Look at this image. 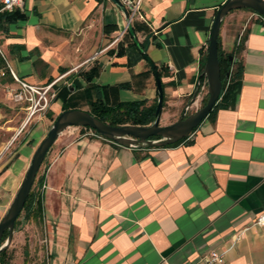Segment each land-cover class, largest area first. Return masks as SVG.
Listing matches in <instances>:
<instances>
[{"label": "crops", "instance_id": "1", "mask_svg": "<svg viewBox=\"0 0 264 264\" xmlns=\"http://www.w3.org/2000/svg\"><path fill=\"white\" fill-rule=\"evenodd\" d=\"M224 1L141 0L143 19L131 22L135 43L128 29L114 40L126 19L112 0H27L18 9L24 17L0 29V52L29 84L54 81V97L49 118L24 115L14 131L16 157L0 168V220L51 116L65 107L88 111V87L106 104L156 101L140 45L162 83L159 124L176 121L190 102L188 112L202 106L206 92L193 93L206 82L199 77ZM219 36L239 62V90L189 138L133 148L73 127L56 138L32 186L42 192V211L23 217L46 228L44 264H196L213 249L224 252L223 264H264V225L255 224L264 213V20L247 8L232 10ZM92 66L88 81L83 73ZM10 81L0 79V87ZM7 97L0 88V102Z\"/></svg>", "mask_w": 264, "mask_h": 264}, {"label": "water", "instance_id": "2", "mask_svg": "<svg viewBox=\"0 0 264 264\" xmlns=\"http://www.w3.org/2000/svg\"><path fill=\"white\" fill-rule=\"evenodd\" d=\"M112 1L120 7L124 13L125 19L127 20L128 13L124 5L119 0ZM241 8L251 9L264 19V0H225L218 7L211 24L205 64L199 77V79L202 76L206 78L207 100L205 104L200 106L198 109L188 112L190 102L185 106L183 113L176 121L167 125L159 124L163 103L162 83L157 70L154 68L150 59L146 56L145 50L142 49L144 57L153 69L157 87L156 107L153 120L150 124L144 126L132 124L111 125L101 121L89 111L80 108L65 109L55 117L47 134L35 149L22 183L11 204L0 220V254L8 247L12 240L15 222L22 211L37 172L48 149L61 132L68 127H88L117 144L133 148H148L169 145L183 138H187L189 134L192 133V131L209 114L213 106L219 100L221 93V71L218 59V36L220 26L224 17L230 11ZM128 30L132 35L134 42L138 43L132 25L128 26ZM231 57L232 56H229V58ZM198 90L199 81L197 83L196 91L193 93V99H195ZM4 232H7V236L4 241H2Z\"/></svg>", "mask_w": 264, "mask_h": 264}, {"label": "trees", "instance_id": "3", "mask_svg": "<svg viewBox=\"0 0 264 264\" xmlns=\"http://www.w3.org/2000/svg\"><path fill=\"white\" fill-rule=\"evenodd\" d=\"M251 10V9H249ZM253 11V10H251ZM255 12V11H253ZM24 15L19 10L14 11H2L0 12V29L6 30L7 25L11 22L16 21L17 19L23 18ZM141 49H143L142 45ZM233 52H225L221 47L220 36H218V59L220 64L221 71V93L220 100L213 106L208 115L214 112L218 106H229L234 101V96L239 90L240 86V65L234 59ZM229 56H232L229 58ZM5 69V74L1 77L2 80H12L11 75L7 69V63L0 52V69ZM88 81L96 74L95 67H91L89 71L83 73ZM94 91V94L91 92ZM88 92L90 93L88 98V105L90 109L88 110L92 115L97 117L103 122H106L111 125H148L152 122L154 111L156 107V101L151 104H146L145 100H135V101H123L115 104H106L102 99L97 96V88L93 84L88 87ZM157 100V99H156ZM207 100V94L204 96L202 105L205 104ZM65 109H68L65 107ZM64 109V110H65ZM186 138H183L175 143L165 145L172 146L179 142L184 141ZM39 183L43 180L42 177L39 179ZM42 211V192L39 190H34L31 187L29 195L25 201V204L22 208L21 213H24V218L33 216L34 218L38 217ZM20 213V214H21ZM19 214V216H20ZM18 216V217H19ZM7 236V232H4L2 241ZM5 250L0 254V264H8L4 260Z\"/></svg>", "mask_w": 264, "mask_h": 264}, {"label": "rangeland", "instance_id": "4", "mask_svg": "<svg viewBox=\"0 0 264 264\" xmlns=\"http://www.w3.org/2000/svg\"><path fill=\"white\" fill-rule=\"evenodd\" d=\"M10 82H14L16 86L10 85V83L5 84L4 87H0L8 96V102H6L5 104L0 102V168L1 166L8 164L16 157L15 152L18 148L17 145L19 138L16 139L15 142L13 141V143L11 141V138L14 135V131L16 130V128L20 126L23 116H26V111L22 108V106H24V103L16 102L11 94L12 89H15L17 87V83L13 80V78ZM50 93L51 92H49V95ZM86 108L90 109L89 105L86 106ZM49 111L50 110H47L46 108L44 111L39 112V115L43 117L47 116V118H49ZM55 117L56 115L51 116V118L53 119L50 123H47L45 135L47 134L48 129ZM46 163L47 160H45L44 158L43 162L41 163L42 169L43 165H46ZM38 173L39 170L37 174ZM28 223L29 222L24 220L23 215L21 214L15 222L12 240L8 247L5 249V253L3 256L5 262H7L8 264L45 263V259L40 256L44 251V246L42 242H39V239H43L46 235V228L43 227V224H41V222H39L38 220L31 221V223H29L30 226H27ZM30 239L32 240L31 244L30 241H28Z\"/></svg>", "mask_w": 264, "mask_h": 264}, {"label": "built area", "instance_id": "5", "mask_svg": "<svg viewBox=\"0 0 264 264\" xmlns=\"http://www.w3.org/2000/svg\"><path fill=\"white\" fill-rule=\"evenodd\" d=\"M27 0H0V12L2 11H14V10H21L24 8V5ZM124 7L127 10L128 13V19L126 20L124 28L118 33V35L115 37L114 40L120 38L128 29V26L131 25V22L136 18L143 19V16L139 13V6L141 0H119ZM264 20V19H263ZM240 38V37H239ZM7 69L9 71V74L13 78V80L17 83V87L15 89H12V96L14 100L18 103H24V108L26 111L27 118H30L31 116L35 115L36 113H39L41 111H44L49 103L50 100L54 97V93H50V89L52 88L53 82H50L46 85H33L29 84L28 82L24 81L23 79L19 78L7 65ZM5 74V69H0V78L3 77ZM203 91H207V85L206 82L201 84L199 83V90L196 94L195 98H198L201 96V93ZM74 129H77L81 134L84 135H91L100 137L104 140L111 141L99 133H97L95 130L88 128V127H81V126H70ZM68 127V128H70ZM191 136V133L187 138ZM45 187V184L43 183L41 185V189ZM255 224L258 226L264 225V213L258 215L255 218ZM224 262V252L218 249H213L209 251L204 258H202L198 263L196 264H223Z\"/></svg>", "mask_w": 264, "mask_h": 264}]
</instances>
